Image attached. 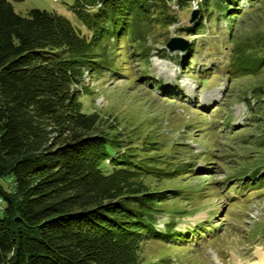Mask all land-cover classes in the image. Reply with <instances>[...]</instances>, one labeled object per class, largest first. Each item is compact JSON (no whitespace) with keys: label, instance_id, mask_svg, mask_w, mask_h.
<instances>
[{"label":"trees","instance_id":"obj_1","mask_svg":"<svg viewBox=\"0 0 264 264\" xmlns=\"http://www.w3.org/2000/svg\"><path fill=\"white\" fill-rule=\"evenodd\" d=\"M13 1L22 0H0V264H140V240L157 234L153 213L140 209L154 200L140 179L175 172L135 160L115 123L84 110L82 76L116 72L113 48L127 43L147 57L148 37L194 1L199 16L182 32L226 20L216 45L228 53L229 80L259 74L264 44H235L232 22L263 0H73L89 35L56 12L22 15ZM255 87L253 117L264 110V85ZM258 173L250 190L264 186Z\"/></svg>","mask_w":264,"mask_h":264},{"label":"rangeland","instance_id":"obj_2","mask_svg":"<svg viewBox=\"0 0 264 264\" xmlns=\"http://www.w3.org/2000/svg\"><path fill=\"white\" fill-rule=\"evenodd\" d=\"M12 4L22 15L32 8L64 15L90 34L72 10L73 0ZM195 4L178 11L176 23L148 37L147 57L127 43L113 48L116 72L85 71L80 99L84 110L115 123L135 160L175 172L140 179L154 198L140 209L153 213L160 233L140 240V264H264V187L248 191L239 184V192L233 187L236 179L227 178L247 172L248 180L257 169L264 171V110L251 115L261 105L253 89L264 85V69L230 83L220 68L205 74L207 84L196 86L205 68L223 63L226 54L216 43L227 24L213 16L199 31L182 32L198 10ZM232 23L235 44H264V0ZM175 36L189 40V47L196 44L188 68L181 64L182 53L163 50ZM105 164L111 165L109 160Z\"/></svg>","mask_w":264,"mask_h":264},{"label":"water","instance_id":"obj_3","mask_svg":"<svg viewBox=\"0 0 264 264\" xmlns=\"http://www.w3.org/2000/svg\"><path fill=\"white\" fill-rule=\"evenodd\" d=\"M198 11H194L191 15L190 22L194 21L197 17ZM189 42L181 37L171 38L166 47L170 50H185L188 47Z\"/></svg>","mask_w":264,"mask_h":264}]
</instances>
